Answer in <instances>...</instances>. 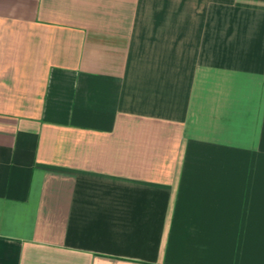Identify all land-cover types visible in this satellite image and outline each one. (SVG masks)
Instances as JSON below:
<instances>
[{"label":"crops","instance_id":"0c3cea01","mask_svg":"<svg viewBox=\"0 0 264 264\" xmlns=\"http://www.w3.org/2000/svg\"><path fill=\"white\" fill-rule=\"evenodd\" d=\"M0 264H264V0H0Z\"/></svg>","mask_w":264,"mask_h":264}]
</instances>
